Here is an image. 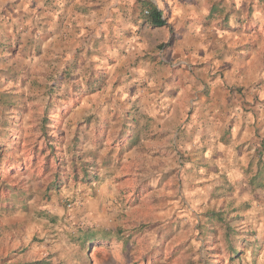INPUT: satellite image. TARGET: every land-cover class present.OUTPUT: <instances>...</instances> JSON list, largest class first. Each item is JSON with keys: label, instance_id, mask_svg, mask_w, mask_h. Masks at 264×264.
I'll return each mask as SVG.
<instances>
[{"label": "rangeland", "instance_id": "rangeland-1", "mask_svg": "<svg viewBox=\"0 0 264 264\" xmlns=\"http://www.w3.org/2000/svg\"><path fill=\"white\" fill-rule=\"evenodd\" d=\"M222 7L227 23L221 15L208 20L221 43L215 62L243 109L264 112V0H223ZM13 40L0 42V201L11 202L0 208V264H44L51 253L65 264H264V208L222 207L226 184L208 190L183 153L171 169L152 157L122 160L117 134L94 143L96 131L105 132L94 127L98 110L108 114L107 95L119 85L100 91L101 82L88 93L94 75L79 66L78 52L49 55ZM113 99L107 128L117 132L128 107ZM49 145L54 157L46 163ZM84 168L97 179L82 181ZM58 172L62 184L50 188ZM85 235L94 237L83 246Z\"/></svg>", "mask_w": 264, "mask_h": 264}, {"label": "crops", "instance_id": "crops-1", "mask_svg": "<svg viewBox=\"0 0 264 264\" xmlns=\"http://www.w3.org/2000/svg\"><path fill=\"white\" fill-rule=\"evenodd\" d=\"M150 6L168 26L145 18L143 9ZM222 6L223 0H0V42L28 40L49 55L78 52L81 68L105 73L100 91L119 85L114 95L128 107L123 130L109 131L116 100L107 95L108 114L98 110L101 122L94 126L104 125V137L99 128L94 143L101 147L117 134L121 148L130 145L122 160L152 157L171 169L183 153L195 159L208 190L226 184L222 207L255 212L264 208V187L250 183L264 161V112L243 109L215 62L221 43L208 20L221 15L227 23L230 13ZM44 260L65 264L61 253Z\"/></svg>", "mask_w": 264, "mask_h": 264}, {"label": "trees", "instance_id": "trees-1", "mask_svg": "<svg viewBox=\"0 0 264 264\" xmlns=\"http://www.w3.org/2000/svg\"><path fill=\"white\" fill-rule=\"evenodd\" d=\"M145 18L153 25V26H168V22L166 21V19L162 18V13L160 10H158L156 7L150 6L149 7V12L148 14L145 15ZM104 80V75L102 72L98 73L96 76H90L86 81H85V87L88 93H92L94 91H96L97 89H99L100 83ZM45 124H41V127L45 130ZM44 133V131H43ZM129 146H126L125 148H121V153L127 151L129 149ZM53 146H48V150L49 153L47 155H45L44 159L46 161V163H49V159L51 157H54V150H53ZM44 153V152H43ZM56 161H59L58 158H55ZM76 160V158L73 157V161ZM75 162L72 163L73 166V171H75L76 166H75ZM73 171L71 173H73ZM76 175V173H75ZM77 177V175L75 176ZM81 178L83 179L82 181H88L89 179L92 180H96L97 177L96 176H91V174H89V172H87L86 168L81 170ZM62 174H60L59 172L56 174V176H54V179L50 182V188L56 189L58 188L61 184H62ZM250 183L254 184V186L262 188L264 187V161L262 166H260V168H257L255 171L254 176L250 179ZM9 188V186H6ZM11 192H13V190H9ZM1 201H0V208H7L9 207L8 205H11V202L9 201H5L2 204H4V206H1ZM94 235V234H93ZM94 236L91 235H85L83 240H82V245L86 246L87 243H89L91 241V239H93ZM98 237V236H96ZM100 237V236H99ZM104 239V238H102ZM105 241H109L106 237H105Z\"/></svg>", "mask_w": 264, "mask_h": 264}, {"label": "built area", "instance_id": "built-area-1", "mask_svg": "<svg viewBox=\"0 0 264 264\" xmlns=\"http://www.w3.org/2000/svg\"><path fill=\"white\" fill-rule=\"evenodd\" d=\"M148 12H149V9H148V8H144L142 13H143L144 15H146V14H148Z\"/></svg>", "mask_w": 264, "mask_h": 264}]
</instances>
